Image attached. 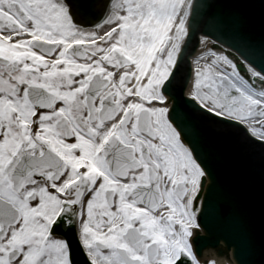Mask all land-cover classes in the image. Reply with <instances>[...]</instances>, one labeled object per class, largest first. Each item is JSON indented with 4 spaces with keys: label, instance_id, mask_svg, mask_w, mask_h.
<instances>
[{
    "label": "snow or ice",
    "instance_id": "1",
    "mask_svg": "<svg viewBox=\"0 0 264 264\" xmlns=\"http://www.w3.org/2000/svg\"><path fill=\"white\" fill-rule=\"evenodd\" d=\"M115 8L116 0H0V35L71 41L78 36L66 35L61 15L77 28L96 27ZM27 47L37 50L33 43ZM233 47L243 57L237 66L245 69L248 90L264 97V46L237 34ZM39 55L65 59L54 65L32 56H0V264H216L204 256L198 234L206 227L202 213L206 207L212 212L208 194L215 179L210 165L220 154L204 145L203 129L169 92L179 68L159 85L163 98L156 103L166 110L163 123L153 124L145 116L137 128L136 115L120 124L122 111L105 119L110 109L120 107L118 92H126L123 72L117 71L127 61L122 51L97 54L77 45L65 51L61 44L41 46ZM89 63L91 67L80 70ZM249 66L255 75L247 72ZM69 67L76 70L57 71ZM124 83L131 87L128 80ZM238 94L234 90L231 95ZM130 101V96L122 101L124 107ZM196 102L228 120L222 115L227 102L224 108L212 109ZM228 121L264 143V129ZM116 124L120 126L114 130ZM163 138L165 151L190 156L203 173L202 191L192 209L173 200L166 205L174 208L167 218L158 213L163 205L159 179L152 171L141 176L133 167H143L137 163L141 153L147 158L152 145ZM209 178L212 184L205 197ZM242 243L234 246L237 261Z\"/></svg>",
    "mask_w": 264,
    "mask_h": 264
},
{
    "label": "water",
    "instance_id": "2",
    "mask_svg": "<svg viewBox=\"0 0 264 264\" xmlns=\"http://www.w3.org/2000/svg\"><path fill=\"white\" fill-rule=\"evenodd\" d=\"M109 18L110 15L107 19ZM191 27L193 30L181 57V63L178 66L179 73L175 85L169 89V92L180 100L181 104L193 115L196 121L205 122L209 124L211 129L216 130L215 142L225 148L228 159V161L222 162L220 167L216 168L213 161L210 165L214 176L218 172L222 174L221 179H223L222 184L225 191L224 194H222L221 189L219 191L212 188L210 191L208 203L212 212L210 213L206 207L201 219L205 225H210L212 236L210 238L200 237L199 239L203 248L208 245L218 246L221 239L234 245L243 242L238 257L241 264H263L264 248L261 245H264V215L246 208L249 203L245 196H254L252 186L242 178V169L239 163H234V161L239 156L238 159L249 164L250 168L252 166L250 162L257 160L256 151L264 152V144L255 142L254 139L247 136L243 128L231 121L220 120L212 116L211 118L210 115L204 116L205 110L201 109L195 102L185 98L183 93L190 77L187 54L194 52L195 42L201 31L216 37L231 47L236 42L237 34L257 47L264 46V0H196ZM213 43L210 38L202 37L199 52L193 58L194 75L192 84L190 89L185 90L184 94L196 97L199 102L212 109L213 105L211 103L204 102L200 98L201 96L199 97L197 87L203 90L205 85L216 86V84L221 83H225L227 87L232 85L250 102H254L251 103L252 105L259 102L254 108L247 107V117L251 119H242V123L247 124L254 131L264 129V117L257 118L260 112H264V97L257 98L256 94L250 93L248 90L250 86L244 80L243 75L237 71L233 56L222 47L213 48ZM248 68L249 73L255 75L253 69L250 66ZM239 69L245 71L243 67H239ZM234 98H239L242 101L246 100L239 93L238 95H231L230 100L222 98V101L228 103V108L235 109L231 105V100ZM225 111L230 112L227 108ZM249 189L251 193L247 192ZM235 192L242 196L240 199L242 204L234 201ZM217 196L222 200L219 207L213 206V202H211V199ZM254 197L259 200L264 197V194H256L255 192ZM257 204L260 208H264L262 204ZM232 212L236 215L238 223L247 231L244 238L235 236L232 233ZM248 215H251L252 221L257 222L255 226H249L246 223ZM73 242H75L74 236ZM206 252H210V250H206L204 253ZM223 257L229 258V254L224 253Z\"/></svg>",
    "mask_w": 264,
    "mask_h": 264
},
{
    "label": "bare ground",
    "instance_id": "3",
    "mask_svg": "<svg viewBox=\"0 0 264 264\" xmlns=\"http://www.w3.org/2000/svg\"><path fill=\"white\" fill-rule=\"evenodd\" d=\"M132 2L131 12L126 8L125 13H129L128 17L134 19L137 26L131 31H127L122 47L132 61L131 70L135 74L131 87L138 97L143 98L147 96L145 91L147 83L153 79L158 68V59H160L157 54L158 50L169 36L173 37V40L170 41L171 44L181 40L179 38L180 33L187 26L192 0H132ZM34 37L40 36L34 35L32 38ZM161 59H163V56ZM162 98V95L158 92V94H155L154 99L150 100L154 116L161 113V107L156 101ZM172 153L176 159L175 180L184 182V176L187 175L189 182L188 199L190 201L188 207H191L195 196L200 190V180L203 173L191 161L190 156H185L183 152L180 156H177L174 152ZM164 197L168 204L173 201L169 192ZM158 213L159 215H165L167 210ZM217 251L219 249L210 250V252L204 253V256L213 258L216 264H229V258H224L223 254L218 255Z\"/></svg>",
    "mask_w": 264,
    "mask_h": 264
},
{
    "label": "flooded vegetation",
    "instance_id": "4",
    "mask_svg": "<svg viewBox=\"0 0 264 264\" xmlns=\"http://www.w3.org/2000/svg\"><path fill=\"white\" fill-rule=\"evenodd\" d=\"M60 23L63 25V30L66 33V35L68 36H78V38L76 39H72L71 41H83L85 42L84 45L88 46L90 49H92L93 51H95L97 54L100 53V51H103V44L102 43H97L98 41H100V39L96 40L94 46H91V42L88 43L89 38H91V30L90 29H84V28H77L75 26L72 25L70 18H65L63 15L60 16ZM107 28H102L99 31H96V35L102 37L103 34L106 32ZM25 32L27 31L26 29L24 30ZM95 35V34H94ZM95 35V37H97ZM41 38H32L31 40H28L26 38V36L23 33H15L12 34L11 36H3L0 35V56H6L10 59H20L23 58L25 56H32V57H36L38 58L39 62L41 63H45V62H50L52 64H59V63H63L65 57L61 56V58L59 60H53L51 57H45V56H40L39 55V49L41 48V46L47 48L51 45H41L39 42L42 41H46V37L45 36H40ZM12 39H16L17 43L16 44H12L11 40ZM66 41L69 40H65L63 39V37L59 38V39H52V40H47L46 42L48 43H56V46L61 45L60 43H66ZM29 43H33L36 45L37 50L33 51L32 49L28 48L27 45ZM18 49H23V51H18ZM91 63L84 65V66H80V70H86L87 68L91 67ZM130 66V64H129ZM129 66H125L122 67L121 69H117V71H122V70H128L127 68H129ZM26 68L31 67L30 65H25ZM76 69L74 68H66V69H57V71L59 72H63V73H68L71 71H75ZM102 69H95V71H101ZM133 77H127V76H122L121 78V84L123 85V87L125 86L124 81L128 80L130 83L132 81ZM128 85V84H127ZM121 99L119 101H117V103L120 105L119 108H117L116 110H109V112L106 114L105 119H114L116 116H118L120 114V112L125 108L122 101H126L128 99V97H131V101H133L134 96H133V90L128 87L126 89L125 93H119ZM122 112H126L129 113L127 119L131 116V115H136L137 116V122H136V127L139 128L140 126V121H141V114H143V111H139V109L137 111H122ZM149 115L151 117V122L154 124V119H153V115L151 114V112L149 111ZM145 116V114L143 115V117ZM120 126V124H116L113 125V129L115 130L116 128H118ZM166 147V144H164L162 141H160L157 144H153L152 148L150 149V153L151 155H149L147 158L143 157V153H141V157L137 159V163L138 165H143V167H135L136 171H139L141 176H145L148 175L149 171L154 172V179H159V177L161 176L162 179V185L164 187V189H167L168 187L164 185V181H165V177L168 175V170L166 167L162 168L159 167L156 164V157H157V152L158 153H162V148L160 147ZM157 150V151H156ZM149 161H151V164L149 163ZM155 165L156 167L153 169L152 165ZM102 174V173H101ZM71 183V182H70ZM175 188V187H174ZM175 193V190H174ZM165 205V204H163Z\"/></svg>",
    "mask_w": 264,
    "mask_h": 264
},
{
    "label": "rangeland",
    "instance_id": "5",
    "mask_svg": "<svg viewBox=\"0 0 264 264\" xmlns=\"http://www.w3.org/2000/svg\"><path fill=\"white\" fill-rule=\"evenodd\" d=\"M123 3L126 4V6L129 9V12H131L132 5H133L132 0H123L122 5H123ZM123 7H124V5H123ZM128 14H126L125 12L123 13V10H120V12L118 13V15H117L118 17L115 19V25H119L121 27L122 33H121V36H119L120 38H119V40L116 41V43H114L112 41L109 43L110 46H108V44L103 46V51L105 53H108L109 51H112L113 49L114 50L119 49L120 44H118V43L122 42V44H123L125 42L124 41L125 33H127L128 30L131 31L132 29L136 28L137 22L134 19H131L130 16L128 17ZM183 32L180 33V37H179L180 39L183 38V36H184V34H182ZM91 37H95V35L92 33ZM182 40H180L179 42L177 41V42L173 43L172 45H170L169 49L167 50L166 55H165L163 61H161V64L159 66V71L155 75L154 87L152 86L150 89V92H152L151 94H153L154 90H155V94L156 93L158 94L159 85H161V83L167 78V76L170 72L169 71V67H170L169 64L174 63L175 58L177 56V53L181 47ZM126 71L127 70H122L123 75L125 73H129ZM144 107H146V106H144ZM147 107H149V106H147ZM149 108H151V107H149ZM165 116H166V110L161 108V113H160V115H158L157 119L159 120V122L162 123Z\"/></svg>",
    "mask_w": 264,
    "mask_h": 264
}]
</instances>
